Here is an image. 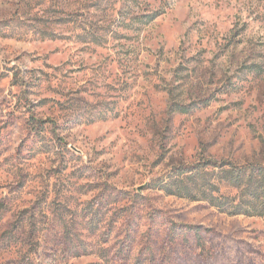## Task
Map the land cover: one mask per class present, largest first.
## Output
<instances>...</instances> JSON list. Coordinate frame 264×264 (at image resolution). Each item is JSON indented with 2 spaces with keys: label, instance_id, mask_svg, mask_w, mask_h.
I'll return each instance as SVG.
<instances>
[{
  "label": "rangeland",
  "instance_id": "obj_1",
  "mask_svg": "<svg viewBox=\"0 0 264 264\" xmlns=\"http://www.w3.org/2000/svg\"><path fill=\"white\" fill-rule=\"evenodd\" d=\"M206 159L264 163V0H0V264H264L155 185Z\"/></svg>",
  "mask_w": 264,
  "mask_h": 264
},
{
  "label": "trees",
  "instance_id": "obj_2",
  "mask_svg": "<svg viewBox=\"0 0 264 264\" xmlns=\"http://www.w3.org/2000/svg\"><path fill=\"white\" fill-rule=\"evenodd\" d=\"M155 185L169 195L208 202L230 216L264 220V163L206 159L176 167Z\"/></svg>",
  "mask_w": 264,
  "mask_h": 264
}]
</instances>
